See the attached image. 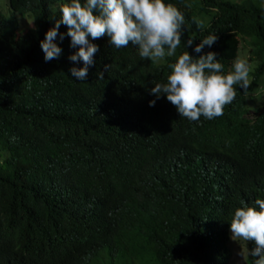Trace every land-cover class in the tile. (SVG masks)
Listing matches in <instances>:
<instances>
[{
    "label": "trees",
    "instance_id": "1",
    "mask_svg": "<svg viewBox=\"0 0 264 264\" xmlns=\"http://www.w3.org/2000/svg\"><path fill=\"white\" fill-rule=\"evenodd\" d=\"M69 2L0 13V264H228L235 208L264 199V0H164L185 17L176 54L153 63L89 37L86 81L71 77L70 37L58 59L40 47ZM185 51L215 52L223 74L247 60L249 89L234 85L221 116H180L150 89Z\"/></svg>",
    "mask_w": 264,
    "mask_h": 264
},
{
    "label": "clouds",
    "instance_id": "2",
    "mask_svg": "<svg viewBox=\"0 0 264 264\" xmlns=\"http://www.w3.org/2000/svg\"><path fill=\"white\" fill-rule=\"evenodd\" d=\"M61 19L45 33L40 41L46 62L58 59L61 47L55 43L57 37L63 41L71 38L70 47L78 48L68 59L74 63L83 62L82 67H70L71 77L86 81L89 67L94 64V56L99 51L92 40L107 35L111 46L117 49L128 47L129 42L136 46L141 60L155 63L173 57L182 42L184 15L172 4L164 0H70L60 6ZM67 26V32H59L60 25ZM216 35H208L195 45V52L201 53L205 46L211 47ZM187 46L193 44L189 38ZM215 52L209 51L197 57L187 51L180 54L171 69L166 83H156L150 93L160 98L166 96L180 116L189 121H198L201 116L213 119L223 115L225 105L236 97L234 85L246 92L250 87L249 64L237 58L233 71L223 74V65L218 62ZM109 65L105 66L108 70ZM104 79V72L97 73ZM155 100L149 102L154 106ZM255 206L237 207L231 216L230 232L232 239L244 242L240 255L252 258V264H264V199L257 198ZM248 242L254 247L248 249Z\"/></svg>",
    "mask_w": 264,
    "mask_h": 264
},
{
    "label": "rangeland",
    "instance_id": "3",
    "mask_svg": "<svg viewBox=\"0 0 264 264\" xmlns=\"http://www.w3.org/2000/svg\"><path fill=\"white\" fill-rule=\"evenodd\" d=\"M8 11H9V7H8L7 0H0V13L8 14ZM18 20H19L18 31L24 30L27 26L31 25L32 23L31 22L32 19L29 15L18 16ZM227 244L231 250V257L228 260V264H246L247 256L245 255V257L243 258V256L240 255L241 248L244 247V242L241 241L239 243L238 241L233 240L230 230H229V239L227 241ZM246 247L248 248V243Z\"/></svg>",
    "mask_w": 264,
    "mask_h": 264
}]
</instances>
